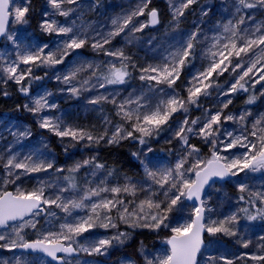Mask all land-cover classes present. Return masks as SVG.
<instances>
[{"label": "snow or ice", "instance_id": "snow-or-ice-1", "mask_svg": "<svg viewBox=\"0 0 264 264\" xmlns=\"http://www.w3.org/2000/svg\"><path fill=\"white\" fill-rule=\"evenodd\" d=\"M52 12L45 11L44 19L40 23L41 30L46 34L63 36L65 39L58 42L56 47L49 49L48 44L32 48L21 47L14 35L9 34L7 25L10 22L27 24V14L30 11L29 0L20 6H14L15 0H0V37H6L16 49V60L0 64V82L7 84L9 80L19 85V91L25 96L29 94L28 87L22 82L26 80H40L43 77L34 76V69L40 67L55 68L62 65L67 58L77 50L91 47L94 52L102 53L106 57L115 58L119 64L112 60L99 63L78 59L63 75L55 79L66 85L70 97L79 98L83 93L94 89H104L108 85H124L133 78L131 70L139 71V80L147 82V92L141 90L137 95L129 93L127 97L118 100V93L97 94L87 98L88 105L96 106L110 103L115 108L119 123L113 124L107 116L104 117V130L96 132L87 128L66 125L60 117L40 116L45 109H56L55 103H49L47 96L35 98L31 104L18 105L17 110L32 113L38 117V126L52 133L61 140L68 139L74 144H84V147L100 145H119L122 141H137L146 146L148 139L159 135L176 113H185L182 121L174 131V138L180 142L182 154L174 165L160 166L152 159L141 160L144 177L134 181L132 177L125 176L123 184L108 187L105 180L92 186L89 181L85 186L77 182L76 173L82 168L90 167L92 175L97 170H105L106 165L98 162L95 156L75 162L68 169L55 168L50 160L40 158L38 152H31L20 159L19 153H12L9 149L6 161L0 155V163L4 169L3 184L15 183L22 175L48 172L52 169L56 173H64L63 183L57 181L38 180L36 186L27 190L17 186L15 192L0 190V229H9L11 232L0 233V249H22L26 252L43 254L51 258L56 264H94L91 261H81L75 257L79 253L87 256L106 255L110 248L124 245L131 239L132 232L119 231L118 225L125 224L129 229H147L151 232H160L167 229L169 235L164 239L167 248L160 253L153 254L140 242L138 252L143 257V264H200L198 256L205 247L204 234L215 237L218 234L237 238V243L248 248L250 240L244 239L238 230L242 219L247 221H264V191H253L242 182L237 183L240 193L238 200L251 205L256 209L253 213L248 207L239 208L222 218L212 219L210 214L214 211L209 207L211 196L208 189L217 180L226 181L238 177L241 173H264V113H260L248 127L250 110H244L239 115L224 114V109L232 103L233 94L249 93L250 88L260 85L259 96H264V20L255 21L254 15L245 10L264 11V0H228L224 10L231 11V17L226 21H218L215 25V35L211 38L210 46L201 51L203 59L208 61L207 66L198 70L188 81L187 96L183 97L174 89L185 67L192 63L197 54L201 27L189 32L175 45H170L168 55L161 63L139 66L132 58L125 54L123 49L112 50L106 48L112 40L127 30V36L136 39L135 33L143 32L149 26L160 24L159 12L156 8L149 9L151 0H139V3L123 15L111 19V30L103 33L97 32L90 36L89 29L83 25L61 24L50 16L69 17L76 11L79 0H47ZM198 0H168L171 13L170 25L172 30L178 29L186 12L197 4ZM224 3V0H222ZM99 4L97 0L96 7ZM209 14L206 7L201 8V16ZM147 16V20L138 22L137 17ZM249 21L253 23L249 25ZM243 26V27H242ZM167 34V29H166ZM127 38V37H126ZM131 39L128 42H131ZM152 39H155L154 37ZM207 39V37H206ZM152 40H149L151 43ZM21 65L26 66L21 69ZM226 73L231 79L225 85L219 83L220 77ZM47 75V73L45 74ZM95 81V83H93ZM172 89L171 94L163 86ZM213 92L218 98L219 110L213 112L204 108L203 115L189 120L187 113L190 106L201 108V98L211 97ZM149 93L160 94V98L153 105ZM3 96L9 93L4 91ZM259 96L252 92L247 96L245 104H254ZM231 121L238 126L232 131L223 127L225 122ZM223 129V130H222ZM14 141L32 135L29 128L23 131H11ZM138 134V135H137ZM196 136L210 145V156L201 157L200 148L190 143L191 137ZM86 142V143H85ZM47 148V145H44ZM243 149L238 154L233 150ZM67 148H65V151ZM153 150L147 147L144 156ZM228 153V155H225ZM132 155L140 159V152ZM190 165V166H189ZM19 170V171H17ZM115 169H107V176L112 177ZM48 188H55L54 195H45ZM219 191V189H217ZM67 193V195H65ZM111 193V196L105 195ZM139 193L143 198L137 200ZM122 194L133 197L131 200L122 198ZM247 194V195H245ZM186 201L192 202L191 213L184 223L172 226L169 223L170 214L182 211ZM262 207H257V203ZM59 209L65 214L64 222L60 223L58 231H40L37 229V217L43 215L50 225L51 218H56ZM87 209L84 216H73L76 210ZM115 213V215H113ZM243 215H240V214ZM37 231V238H25V229ZM95 228L116 229L110 237L81 243L78 238ZM259 240L264 242V236ZM264 251V243L258 246ZM63 255H58V254ZM247 258L264 264L262 254H241L240 258ZM40 255L31 261L20 257L0 260V264H46ZM223 264H233L232 259L220 256ZM216 258L207 257V264H215ZM131 264V262H129Z\"/></svg>", "mask_w": 264, "mask_h": 264}, {"label": "rangeland", "instance_id": "rangeland-1", "mask_svg": "<svg viewBox=\"0 0 264 264\" xmlns=\"http://www.w3.org/2000/svg\"><path fill=\"white\" fill-rule=\"evenodd\" d=\"M24 0H15L14 6H20L24 3ZM139 3V0H99V4L96 7H92V5L97 4V0H79V4L76 6L72 5H65V7H75L76 11L72 14H70L69 17H60V16H50L52 19H56L61 24H71L72 21H75L77 25H83L84 27L89 29V35L95 36L97 32H103L106 33L111 30V19L113 17L123 15L126 12L130 11L132 8H134ZM202 6L198 7L196 11L194 9L191 13L186 12L185 17L182 18L181 23L179 24V27L177 30L173 31L172 27L170 25L171 16L169 19L163 22V24L158 28V30L155 31H146L145 28L143 32L135 33L136 39H131V37L127 36V30L125 33H122L120 36L116 37V40L114 42V39L112 40L111 45H106V48H111L112 50L116 49H123L125 51V54L130 56L137 65L143 67L147 66L149 64H157L161 63L163 61V58L168 55V51H170V45H175L177 41H180L186 36L187 33L195 30V26L197 24L201 27V35L199 39L203 41V43L198 44L197 46V54L196 57L193 59L192 63L189 64L187 67H185V79L182 83V87L184 89L183 97L187 96V87H188V81L191 79L193 75L198 70H203L207 64L208 61L203 59L201 56V51L208 46H210L212 42V37L215 35V25L218 21H226L228 18L231 17V9L229 8L228 11L224 10L225 4L228 3V0H224V3H222V0H204L202 2ZM206 7L208 9V16L202 17L201 16V8ZM44 12L48 11L49 13L52 12V9L50 5H48L47 0L44 6ZM246 12H251V14L254 15L255 21H262L264 20V11H256V10H245ZM41 13V18L39 19L38 23L36 24V28H31L29 26V23L27 24H16L15 22H10L7 30L9 34H12L16 37L17 42L21 45V47L25 46H31L32 48H35L37 46H42L44 44L49 45L48 50H52L56 47L58 42H62L65 37L63 36H57L55 34H46L44 33L40 28L41 21L45 18L43 13ZM136 20L138 22H143L147 20V17L141 16L137 17ZM249 25L252 24V21L248 22ZM243 27V26H242ZM167 29V34H166ZM127 37V38H126ZM155 39H152V38ZM207 37V39H206ZM131 39V42L129 43L128 40ZM138 39V41H137ZM141 40V44L134 46V43L139 42ZM149 40H152L151 43H149ZM133 43V44H132ZM144 43V44H143ZM147 48H146V47ZM77 53L79 55H76L75 53L68 57L66 62L62 65H57L55 68H46L49 72H47V77L45 82L40 83L39 86L35 88V90L29 92V94L26 96V103L31 104L35 98H38V94L41 90L44 91V93H51V95H56L60 93L61 89V83L58 82L55 79V73L56 71L62 70L63 67L65 68V65L67 63L75 62L78 57L80 59H85L88 61H93L96 63H99L101 61H108L112 60L113 62L119 64V62L113 58V57H106L102 53L94 52L91 47H85L83 49L77 50ZM16 60V49L15 46L12 44L11 41H8L6 37H3V44L0 46V64H6L10 63L12 61ZM21 69L25 68L26 66L21 65ZM41 68V67H40ZM34 69V73L35 70ZM133 78L128 81L127 84L124 85H108L104 89H94L89 92H85L82 94L81 97L75 98L70 97V95H67L66 98L62 101V103L57 105L56 109H45L40 113V116H49V117H60L66 125H73L76 127L81 128H87L96 132H102L104 130V117L107 116L110 120H112L113 124L121 122L119 117L115 114V108L110 103H105L106 107H108L111 112L103 111L98 106H92L88 105L86 103L87 98L91 96H95L97 94H108V93H118L117 99L122 100L125 97L129 95V93L135 92L137 95L140 94L141 90L147 92V82H142L139 80V71L138 70H131ZM33 73V75H35ZM60 73V72H58ZM227 76L231 79V74L226 73ZM219 79V83L221 85H225V82ZM29 80L26 78V80L23 83L24 86L27 85ZM52 82V83H51ZM26 83V84H25ZM51 83V84H49ZM95 83V81H93ZM163 87L166 92L171 94L172 89H168L166 85L159 86ZM175 89V88H174ZM261 90L260 85H257L255 89H251L249 93L239 92L238 95L242 96V100L244 101L247 98L248 95H250L252 92H255L259 96V92ZM177 93H179L181 96L182 94L175 89ZM151 102L153 105L158 101L160 98V94L157 93L155 95L149 93ZM230 98V97H228ZM222 98H218L216 93L213 92V95L211 97H202L201 98V105L204 108H210L213 112L219 110V103L218 100ZM203 103V104H202ZM103 104V106L105 105ZM194 109H198L195 105L190 106V111L187 113V116L189 120L195 119L197 117H201L203 115V111H201L199 114L191 117V111L193 112ZM250 110L252 112V116L249 118L248 121V127L251 128V122L254 120L260 113H264V96H259L257 101L252 105H243V107L237 111L234 112L235 115H239L244 110ZM228 109H224V114H228ZM31 117L34 119L37 128L40 130L41 128L38 126V117L33 115L32 113H29ZM87 116H91L89 121H85ZM185 117V113H176L174 114V117L169 122V126H165V129L159 133V135L154 136V138H157V140L160 143H171L173 142L174 138V131L178 127V122L182 121ZM92 119V120H91ZM20 124L14 119H11L9 117H0V155H3L4 160L6 161L7 155L9 154V149L12 153H19L20 159L23 158L24 155L29 154L31 152H38V154H44L48 153L47 148L44 147V145L47 143L44 141L45 139H48L49 136H52L53 134L48 132L45 129H41L42 131H45V137L44 135L41 138V142L34 147H27L24 145L20 150L16 149V146L21 145L24 143L26 138H22L19 141H14L13 136L10 134L11 131H23L20 129V127H17V125ZM229 124L228 122H225L223 127L225 128L226 125ZM223 130V129H222ZM163 134L160 136V134ZM191 138H195L198 141H200L203 144H206L203 140H201L199 137L193 136ZM57 141L62 145V147L65 149L67 148V153L65 160L63 162H56L55 157L53 154H47L49 157H51V161L54 163L55 168H64L68 169L71 167L75 162L82 161L86 158H90L92 156H95V151L93 146L92 147H84V144H76L74 147L69 146L71 144H74L75 142H72L68 140L67 138L64 140H61L59 137H56ZM175 139V138H174ZM38 141V140H37ZM86 143V142H85ZM103 143V142H102ZM175 149L173 153L169 156H164L163 154L158 155L154 151L147 154V157L144 156V151H146L147 147H151V145L147 144L146 146H142L140 150V159L146 160V159H152L153 162L157 163L160 166H167V165H174L178 157L182 154V150L180 142H177V145H175ZM210 146V145H209ZM49 150V149H48ZM238 149L233 150V154H238ZM157 154V155H156ZM228 155V153H225ZM200 155V154H199ZM141 164V162H140ZM190 166V165H189ZM142 167V166H141ZM143 170V167H142ZM19 171V170H17ZM144 173V171H143ZM34 173L30 175H22L19 180H17L15 183H9V184H3L2 179H0V190H4L5 187L11 186L12 190L15 192L16 187H22L24 189L30 190L36 184L38 183V180H48V181H57V178L59 177V182L63 183V176L68 175L67 171L64 173H56L54 170L50 169L48 172H42L41 175L34 176ZM77 177V182L81 185V187L85 186L89 181L92 182V186H95L96 184H99L101 180H105L108 187L115 186L116 184H123L125 181L124 179H112L107 176L103 171L97 170L96 174L92 175V169L90 167L82 168L79 173L74 174ZM4 176V169L2 167V163H0V178ZM139 181V180H135ZM242 182L247 184L251 190L253 191H264V173H241L238 177L232 178L225 184L224 182L214 183L211 188L208 189L209 195L212 197L209 201V207L213 208L214 211L210 214L211 218H219L220 214L224 213L225 215H229L232 212H237L239 208L242 207H248L250 211L253 213L256 211V209L251 208L249 204H245L238 200V197L229 190L228 184L232 185L234 188L237 189V183ZM219 189V191H217ZM57 191L55 188H48L46 190L45 195H54V193ZM67 195V193L65 194ZM105 195L111 196V193H106ZM143 193H139L136 197L137 200L143 198ZM247 195V194H246ZM122 198L131 200L133 197L127 196L125 194H122ZM257 207H262V205H258ZM57 213L56 218H51V224L49 225L45 218H43L42 223H38L41 226L37 225V228L40 227V231H58L60 223L64 222L65 214L60 212L59 209H53ZM191 213V204L188 202H185L183 206L182 211H174L170 214V220L169 223L172 226H177L178 224L184 223L185 220L188 218V216ZM87 214V209L85 210H76L73 214V216H84ZM115 215V213H113ZM240 215H243L242 213ZM39 220V217L36 218ZM264 221H247L246 219H242L239 223L238 230L241 233V236L244 239L250 240L251 243L249 246H252L251 248H255L256 251L260 250L258 247L261 245L262 241H257L255 233H261L262 236H264ZM31 229V228H30ZM102 232H99L98 234L92 233V230H90L88 233H84L82 237L78 238L81 243H85L87 241L92 240H99L101 238H106L112 236L117 230L116 229H101ZM119 231H125L123 228L119 229ZM11 232V228L5 230L0 229V233L3 232ZM207 234V233H206ZM258 234V235H259ZM221 237V236H220ZM219 234L215 237L209 236L207 234V241L205 242V247L202 250V253L200 254V257L198 258L200 264H207V257L212 256L216 258L215 264H223L222 261L219 260L220 256H232L233 254L237 253V250L241 247H238V244L234 243L233 248L226 247L224 244L221 243ZM239 237L234 238L236 241ZM116 246L109 249L108 253L103 256H87L84 253H81V256H76V259L83 261H91L94 262V264H135L134 260L128 257H116L114 256V251H116ZM140 248V247H139ZM167 248V245H158L155 248L149 250L153 254H157L162 252ZM12 251H16L13 249ZM261 251V250H260ZM17 252V251H16ZM241 255V254H240ZM37 256V255H35ZM18 257V256H17ZM42 257V256H41ZM12 253L11 251L7 249H0V260L4 259H11ZM43 259L46 261V264H53L49 260H47L45 257ZM22 260L31 261L32 259L23 258ZM249 264H254L252 262H249Z\"/></svg>", "mask_w": 264, "mask_h": 264}, {"label": "trees", "instance_id": "trees-1", "mask_svg": "<svg viewBox=\"0 0 264 264\" xmlns=\"http://www.w3.org/2000/svg\"><path fill=\"white\" fill-rule=\"evenodd\" d=\"M203 1L204 0H198V3L192 5V7L187 12L191 13L194 8H195L194 11H196L198 7L202 6ZM29 3H30V11L27 14L28 23L31 28H36V24L41 18V13L44 10L46 0H29ZM151 8H156L158 10L160 24H158L156 27H147V29H145L146 31L158 30V28L163 24V22L169 19L171 16L168 0H151L148 10H151ZM144 17H147V16H144ZM115 40L116 38H114V42ZM137 41L136 43H134V46H137L138 44L140 45L142 42L141 40H139V42ZM2 44H3V38L0 42V46ZM75 54L79 55V53L77 52ZM47 72H49V70L44 69L43 67L37 68L35 70L34 76H40L43 78L40 80H31L30 82H28L25 87H28L29 92L35 90V88L39 86L40 83L45 82L46 77H47V75L45 74ZM185 72H186L185 69H183L180 79L177 81L176 85H174V88L177 91H179L182 94V96L184 94L182 83L185 79ZM220 80L225 82V81L230 80V77L225 74L223 77H220ZM19 87H20L19 85H17L14 81H11V80H9L7 84L0 82V117H9L11 119H14L20 123L17 125V127H20V129L22 130L24 128H29L32 133L30 137L26 138L24 143H22L19 146H16V149L18 150H20L24 145H26L27 147H34L35 145H37V143L39 144L41 142V138L43 135L45 137V133H44L45 131H42L41 129L39 130L37 128L34 119L29 114L30 112L23 110L22 107L20 108V110H17L18 105L23 106L26 103V96L19 91ZM4 91H7L9 93L7 97L2 95ZM230 99L232 100V103L227 108L228 109L227 112H229L228 114H235L234 112L239 111L243 107V105H245L244 101L242 100V96L238 95V93L231 95ZM96 106L100 107L103 111L109 110L108 112H111V110L108 107H106V104L104 106L103 104L96 105ZM203 110H204L203 106L201 108L194 109L193 112L191 111V117L199 114ZM90 117L91 116H87L85 121H89ZM161 135L163 134L161 133L160 136ZM147 139H148V144L151 145L152 150L158 155L163 154L164 156L171 155L176 147L175 145H177V142H178V140L174 138H173V142L171 143H163V142L160 143L157 140V138H154V137H150ZM44 141L47 143L48 153L41 154L40 158L51 161V157H49V155L47 154H53L56 162L58 163L63 162L65 160L68 149L65 151L62 145L57 141L55 135L49 136L48 139H45ZM190 143L195 144L198 148H200L201 151L199 154L201 157L210 156V151H209L210 146L208 144H203L195 138H191ZM93 148L95 151V157L97 158V161L104 163L106 165V169L100 170V171H103L105 174H107V169L116 170L115 175L110 178L124 179L125 176H129V177H132L134 181L143 179L144 173H143L140 161L139 159H137L136 157L132 155L133 152H140L142 148V145H140L137 141L125 140V141H122L119 145H107L106 143H101L100 145L93 146ZM41 174L42 172L34 173L33 175L38 176ZM224 183L226 184L227 182H224ZM228 188L237 197L240 195L237 189L234 188L232 185L228 184ZM4 189H12V187L7 186ZM256 203L258 206L259 202L257 201ZM223 216H225L224 213L220 214L219 218H222ZM43 218H44L43 215L40 216L38 223H42ZM212 219H218V218L212 217ZM38 226H41V225L38 224ZM118 228L119 229L123 228L125 231L132 232V236H131V239L128 240L124 245L122 246L117 245V247L115 248L116 251H114L113 258L123 257V256L128 257L134 260L135 264H143V257L138 252L141 241H143V245L145 248H147L148 250H151L158 245H165L163 241L169 235V231L167 229L161 230L160 232L156 233V232H151L147 229H136L135 231H133L129 229L128 226L125 224H119ZM37 229L41 230L40 227H38ZM101 229L102 228L92 229V233L98 234L99 232H102ZM258 234L259 233L257 232L255 233L257 241H259V237L262 236L261 233L259 235ZM219 237H220L219 239L221 243L224 244L226 247L233 248L234 243L238 244V247H240V244L237 243V241L233 237H226L223 235H219ZM25 238L28 240L36 239L37 231L30 229V228L25 229ZM204 240L205 242L207 241L206 233L204 234ZM251 247L252 246H249L248 248H240L237 250V253L233 254L232 256H227V258L232 259L233 264H249V262H252L254 264H260V262H256V261H252L248 259L247 255L243 256V258H240L241 257L240 254L256 253V254L264 255V251H260V250L256 251L255 248H251ZM11 253H12V258L18 256L21 259L23 258L33 259L35 257V255H27V254L19 253L16 251H11ZM78 256L80 257L81 253ZM199 257L200 255L198 256V258Z\"/></svg>", "mask_w": 264, "mask_h": 264}, {"label": "built area", "instance_id": "built-area-1", "mask_svg": "<svg viewBox=\"0 0 264 264\" xmlns=\"http://www.w3.org/2000/svg\"><path fill=\"white\" fill-rule=\"evenodd\" d=\"M72 65H69V64H67L66 66H65V68L62 70V71H56L57 73H55V77L57 76V75H63L64 73H66L67 72V70L69 69V67H71ZM58 72H60V73H58ZM61 89H66V85H63L62 83H61ZM60 89V90H61ZM61 92V95H60V98H64V97H66L67 95H69L68 94V92L65 90V91H60ZM46 94L47 93H44V91L43 90H41L40 92H39V94H38V97H40V96H46ZM47 99H48V101H49V103H55L56 105L58 104V98H57V96L55 95V96H47ZM227 130H229V131H232V130H234V128H232V127H228V128H226ZM244 150L243 149H241V152H243Z\"/></svg>", "mask_w": 264, "mask_h": 264}, {"label": "water", "instance_id": "water-1", "mask_svg": "<svg viewBox=\"0 0 264 264\" xmlns=\"http://www.w3.org/2000/svg\"><path fill=\"white\" fill-rule=\"evenodd\" d=\"M7 27H8V25H7ZM150 27H154V26H150ZM2 40V37H0V41ZM231 179V178H230ZM229 180V179H228ZM227 181V180H226ZM216 182H223V181H219V180H217ZM7 191H11V192H14L12 189H6ZM186 202H188V203H190V204H192V202H190V201H186ZM32 240H34V239H32ZM16 251L17 252H21V253H25V254H37V253H31V252H26V251H24V250H22V249H16ZM37 255H42L43 256V254H37ZM58 255H63L62 253L61 254H58ZM79 255V254H78ZM77 255V256H78ZM47 260H49L50 262H52V263H54V264H56V262L55 261H51V258H49V257H45Z\"/></svg>", "mask_w": 264, "mask_h": 264}]
</instances>
